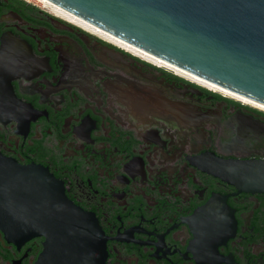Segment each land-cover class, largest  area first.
<instances>
[{"label": "flooded vegetation", "instance_id": "1", "mask_svg": "<svg viewBox=\"0 0 264 264\" xmlns=\"http://www.w3.org/2000/svg\"><path fill=\"white\" fill-rule=\"evenodd\" d=\"M45 2L0 0V154L95 214L105 264H264V192L203 169L264 158V108ZM3 210L0 264H39Z\"/></svg>", "mask_w": 264, "mask_h": 264}, {"label": "water", "instance_id": "2", "mask_svg": "<svg viewBox=\"0 0 264 264\" xmlns=\"http://www.w3.org/2000/svg\"><path fill=\"white\" fill-rule=\"evenodd\" d=\"M146 52L264 105V0H46ZM203 169L239 191L264 192V158H210ZM1 228L43 235L39 264H105L94 213L47 167L0 154ZM2 213V212H1ZM3 214V213H2Z\"/></svg>", "mask_w": 264, "mask_h": 264}, {"label": "bare ground", "instance_id": "3", "mask_svg": "<svg viewBox=\"0 0 264 264\" xmlns=\"http://www.w3.org/2000/svg\"><path fill=\"white\" fill-rule=\"evenodd\" d=\"M34 1H36V2H38V3H41V4H43V5H45V6L49 7V8H51L52 10H54V11H56V12H58V13L61 12L57 7L50 6L49 4H47V2H45V0H34ZM64 15L67 16V17H69V15H67V14H65V13H64ZM69 18L72 19L73 21H76V22H79V23H82V24H83V22H81V21L75 19V17H69ZM239 97H241L243 100H245V101H247V102H251V103H253V104H255V105H258V106L264 108V105H262V104H260V103H257V102H255V101H252V100L247 99V98H245V97H242V96H240V95H239Z\"/></svg>", "mask_w": 264, "mask_h": 264}, {"label": "rangeland", "instance_id": "4", "mask_svg": "<svg viewBox=\"0 0 264 264\" xmlns=\"http://www.w3.org/2000/svg\"><path fill=\"white\" fill-rule=\"evenodd\" d=\"M34 5L38 6L39 8H44V5L43 4H40L34 0H30Z\"/></svg>", "mask_w": 264, "mask_h": 264}]
</instances>
